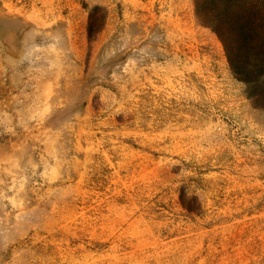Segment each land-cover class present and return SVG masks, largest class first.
Segmentation results:
<instances>
[{"label": "rangeland", "instance_id": "374dc122", "mask_svg": "<svg viewBox=\"0 0 264 264\" xmlns=\"http://www.w3.org/2000/svg\"><path fill=\"white\" fill-rule=\"evenodd\" d=\"M260 4L251 86L196 0H0V264H264Z\"/></svg>", "mask_w": 264, "mask_h": 264}, {"label": "trees", "instance_id": "16d2710c", "mask_svg": "<svg viewBox=\"0 0 264 264\" xmlns=\"http://www.w3.org/2000/svg\"><path fill=\"white\" fill-rule=\"evenodd\" d=\"M263 0H196V15L201 25L210 28L224 43L229 61L236 76H243L249 85H257L261 71L257 67L239 64L234 60L236 52L250 51L256 43V33L259 29L258 21L263 18ZM107 17L100 21L94 14L91 16L89 35L93 39L105 27ZM245 49V50H244ZM251 69V71H250ZM256 75L258 80H249V76ZM259 96V95H256ZM186 195L183 204L190 214L201 212L199 200L192 198L191 204H186Z\"/></svg>", "mask_w": 264, "mask_h": 264}]
</instances>
